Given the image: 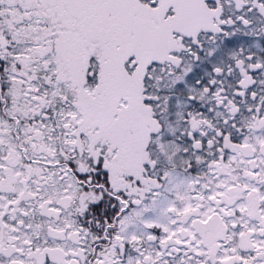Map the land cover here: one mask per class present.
Returning <instances> with one entry per match:
<instances>
[{
	"label": "snow or ice",
	"instance_id": "1",
	"mask_svg": "<svg viewBox=\"0 0 264 264\" xmlns=\"http://www.w3.org/2000/svg\"><path fill=\"white\" fill-rule=\"evenodd\" d=\"M0 264H264V0H0Z\"/></svg>",
	"mask_w": 264,
	"mask_h": 264
}]
</instances>
